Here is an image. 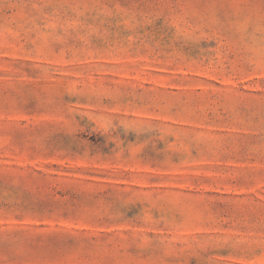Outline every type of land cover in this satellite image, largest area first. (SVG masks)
Instances as JSON below:
<instances>
[{
  "label": "rangeland",
  "instance_id": "374dc122",
  "mask_svg": "<svg viewBox=\"0 0 264 264\" xmlns=\"http://www.w3.org/2000/svg\"><path fill=\"white\" fill-rule=\"evenodd\" d=\"M0 264H264V0H0Z\"/></svg>",
  "mask_w": 264,
  "mask_h": 264
}]
</instances>
